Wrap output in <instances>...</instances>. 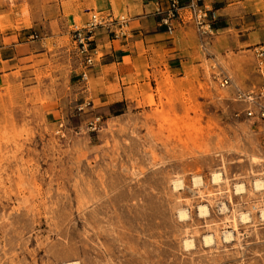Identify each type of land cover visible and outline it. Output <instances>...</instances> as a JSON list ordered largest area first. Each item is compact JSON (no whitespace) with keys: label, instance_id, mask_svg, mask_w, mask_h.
Instances as JSON below:
<instances>
[{"label":"rangeland","instance_id":"obj_1","mask_svg":"<svg viewBox=\"0 0 264 264\" xmlns=\"http://www.w3.org/2000/svg\"><path fill=\"white\" fill-rule=\"evenodd\" d=\"M225 64L165 72L137 104L93 114L76 109L78 58L66 38L47 41L38 66L0 93V264H264V187L253 185L264 182V121L236 99L259 88L237 85L232 72L259 74L246 58ZM218 73L231 84L220 87ZM219 200L227 213L216 212ZM206 233L214 244L202 243Z\"/></svg>","mask_w":264,"mask_h":264},{"label":"crops","instance_id":"obj_2","mask_svg":"<svg viewBox=\"0 0 264 264\" xmlns=\"http://www.w3.org/2000/svg\"><path fill=\"white\" fill-rule=\"evenodd\" d=\"M203 2L216 17L215 29L206 34L186 21L166 30L156 10L166 7L167 0H0V93L38 66L47 41L54 46L64 37L71 49L70 26L85 20L91 10L129 17L124 37H112L105 27L95 30L96 55L86 68L87 80L76 78L70 84L80 85L81 102L88 100L93 114L137 104L165 72L185 73L209 60L224 65L228 59L246 58L253 64V47L264 44V0ZM242 72L248 79L232 72L237 85H264V77Z\"/></svg>","mask_w":264,"mask_h":264},{"label":"built area","instance_id":"obj_3","mask_svg":"<svg viewBox=\"0 0 264 264\" xmlns=\"http://www.w3.org/2000/svg\"><path fill=\"white\" fill-rule=\"evenodd\" d=\"M167 2L166 7H158L156 10L160 15V23L166 30L172 31L175 27V22L184 21L191 22L199 34L211 33L215 29V14L212 8L206 5L203 0H167ZM98 27L107 28L112 37H124L129 32V17L126 15L115 17L112 14H101L91 10L85 20L70 26L68 30L70 46L75 57L78 58L79 72L77 75L78 80L82 83L86 82V68L92 65L96 55L94 35ZM253 56L257 73L264 77V44H258L253 47ZM213 78L220 87H226L231 84V78L228 75L218 73L214 74ZM236 99L248 103L244 110V114L247 117L264 121V85L258 90H238ZM87 106H89L88 100H84L76 106V109L80 111ZM98 120H100L98 116L91 117V119L87 121V128L91 130L95 129ZM191 181L192 186L195 187L193 184V177ZM183 187L184 184L182 181V186L176 188V190L182 189ZM221 202L226 205V208L223 210H221ZM215 208L216 212L219 214L227 213V201L219 200ZM257 212L258 219L264 222V206L258 209ZM246 213H248L249 219L244 222L250 220V212L247 211Z\"/></svg>","mask_w":264,"mask_h":264},{"label":"bare ground","instance_id":"obj_4","mask_svg":"<svg viewBox=\"0 0 264 264\" xmlns=\"http://www.w3.org/2000/svg\"><path fill=\"white\" fill-rule=\"evenodd\" d=\"M221 179H222V177H221L220 172L215 171L212 173V181L213 182H219ZM193 183H194V185L198 186V185L202 184V180L199 176H194L193 177ZM172 184H173L174 188H179L182 186V181H181V179L176 178V179L172 180ZM253 185H254L255 189L259 190L260 188L264 187V182L261 179H255ZM235 190L237 192L243 191L244 185L242 183L235 184ZM220 204H221V210L226 208L225 203L221 202ZM197 210H198L199 216H206L209 213V208H207V206L205 204L198 205ZM177 213H178L179 218H181V219H186L189 216L188 209H186L185 207L179 208L177 210ZM263 215H264V212H263ZM238 217H240L241 221H243V222L247 221L249 219L248 213H246V212H240ZM233 233H234V230L222 232V237L224 240H226L225 242H227V240H230L231 238H233V236H234ZM202 241H203L202 243L205 246H209L210 244L215 243V239H214V236L212 233L204 234L202 236ZM183 244H184L185 248L192 247L193 246V240L190 238H185L183 240ZM63 264H79V262L78 261H69V262H66Z\"/></svg>","mask_w":264,"mask_h":264}]
</instances>
